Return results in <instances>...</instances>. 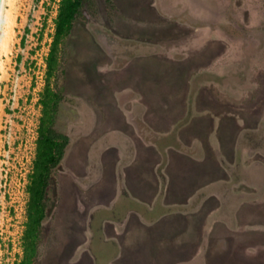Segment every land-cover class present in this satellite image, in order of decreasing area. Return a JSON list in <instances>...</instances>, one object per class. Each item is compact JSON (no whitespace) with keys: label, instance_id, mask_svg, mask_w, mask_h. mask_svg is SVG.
<instances>
[{"label":"rangeland","instance_id":"374dc122","mask_svg":"<svg viewBox=\"0 0 264 264\" xmlns=\"http://www.w3.org/2000/svg\"><path fill=\"white\" fill-rule=\"evenodd\" d=\"M175 1L85 0L61 37L48 82L52 93L64 97L53 125L69 136V145L64 169L56 173L57 204L41 227L31 264H105L110 255L106 244L89 242L88 213L100 203L99 187H83L78 178L91 165L89 147L107 130L123 126L115 94L131 87L117 81V62L122 64L127 55L117 50L116 41L124 39L153 43L170 53L133 59L125 68L142 63L155 72L156 114L170 116L172 126H183L182 143L204 155L203 167L181 166L183 187L196 188L205 175L217 173L210 168L223 162L244 165L251 176V182L233 188L249 198L234 204L231 224L205 218L218 207L215 198L204 207L208 227L199 253L202 263L264 264V0H209L216 3L215 15L198 21L179 13ZM59 2H2L0 264H16L23 256L27 186ZM106 141L99 139L90 155ZM192 156L185 161L192 162ZM173 159L172 151L171 163ZM193 247L189 244L183 254L190 256Z\"/></svg>","mask_w":264,"mask_h":264},{"label":"crops","instance_id":"0c3cea01","mask_svg":"<svg viewBox=\"0 0 264 264\" xmlns=\"http://www.w3.org/2000/svg\"><path fill=\"white\" fill-rule=\"evenodd\" d=\"M131 41L135 42V53L126 52L129 55L117 66L116 76L118 83L131 84L130 88L123 87L115 94L117 109L123 112L122 115L118 111V123L123 126L109 129L98 137L97 141L103 138L107 141L93 156L90 151L97 141L89 147L91 165L78 178L83 187H99L100 203L89 211L88 220L92 211L101 209L102 239L110 252L105 264H203L199 253L203 249L205 227H208L204 224L205 218L214 216L231 224L234 204L240 198H249L233 188L240 182H251V176L244 165L223 162L210 168L217 173L203 176L196 188L183 187L178 175L181 166L184 169L203 167L204 155L199 156L197 150L190 151L182 143V135H186L182 134L183 126H172L170 116L161 119L156 114L159 105L157 99L154 100L153 90L159 85L155 72L143 68L142 63L125 68L133 59L170 53L153 43ZM187 104L186 100V109ZM189 118L186 117L182 125ZM160 124L162 126H158ZM172 151L175 163H171ZM188 154L193 155L192 162L185 161ZM221 172H226L225 177L218 176ZM187 178L184 174L186 181ZM212 198L218 201V207L207 212L204 218L203 209ZM87 227L90 239L92 231L88 222ZM112 241L116 245L114 256ZM189 244L194 245L193 252L186 256L183 253L187 252Z\"/></svg>","mask_w":264,"mask_h":264},{"label":"trees","instance_id":"16d2710c","mask_svg":"<svg viewBox=\"0 0 264 264\" xmlns=\"http://www.w3.org/2000/svg\"><path fill=\"white\" fill-rule=\"evenodd\" d=\"M84 2L85 0H60L59 2L55 32L47 58L46 86L40 100L42 113L37 128L36 152L27 186L26 223L22 241L23 256L16 264H31L32 259L36 257L41 227L50 218L57 204L58 183L56 173L64 169L63 159L69 145V136L58 131L53 125V115L58 103L64 100V97L52 93L49 88L48 77L52 75L56 63L59 41L70 29L72 21ZM116 44L119 52L135 51L133 47L135 42L117 40ZM119 64L117 62V65ZM49 110H51V114H49ZM101 218L100 208H96L90 213L88 223L92 236L89 242L104 243L101 234ZM112 243L114 246L112 256H114L116 245L114 241ZM94 254L95 258L98 259L95 251Z\"/></svg>","mask_w":264,"mask_h":264},{"label":"flooded vegetation","instance_id":"af4514ba","mask_svg":"<svg viewBox=\"0 0 264 264\" xmlns=\"http://www.w3.org/2000/svg\"><path fill=\"white\" fill-rule=\"evenodd\" d=\"M177 10L182 15L191 16L195 21L203 20L205 17L214 16L216 3L209 0H177L175 3Z\"/></svg>","mask_w":264,"mask_h":264},{"label":"bare ground","instance_id":"6f19581e","mask_svg":"<svg viewBox=\"0 0 264 264\" xmlns=\"http://www.w3.org/2000/svg\"><path fill=\"white\" fill-rule=\"evenodd\" d=\"M2 2H3V0H2ZM1 8H2V3H1ZM2 16H3V9H0V22H1Z\"/></svg>","mask_w":264,"mask_h":264},{"label":"water","instance_id":"95a60500","mask_svg":"<svg viewBox=\"0 0 264 264\" xmlns=\"http://www.w3.org/2000/svg\"><path fill=\"white\" fill-rule=\"evenodd\" d=\"M1 3H2V0H0V9H1Z\"/></svg>","mask_w":264,"mask_h":264}]
</instances>
